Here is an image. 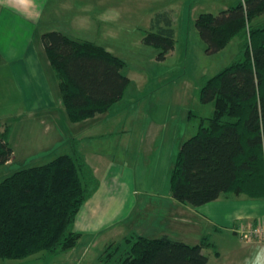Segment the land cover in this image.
<instances>
[{"label": "trees", "instance_id": "trees-1", "mask_svg": "<svg viewBox=\"0 0 264 264\" xmlns=\"http://www.w3.org/2000/svg\"><path fill=\"white\" fill-rule=\"evenodd\" d=\"M264 0H236L218 14L201 13L195 26L217 53L239 39L236 59L200 91L214 111L201 117L197 133L186 139L170 175L172 197L199 207L222 194H245L264 199ZM143 42L161 50L158 59L174 49L175 29L168 11L152 20ZM46 54L59 80L63 105L71 122L78 123L110 110L120 101L131 80L123 74L124 60L105 47L77 40L60 31L42 34ZM11 128L0 124V166L10 161ZM93 171L80 153L58 155L42 165L21 167L0 180V259L22 260L40 253L49 257L73 249L81 234L76 217L98 187ZM105 249L108 262L118 264H207L198 245L131 235ZM105 260V261H106Z\"/></svg>", "mask_w": 264, "mask_h": 264}, {"label": "crops", "instance_id": "crops-1", "mask_svg": "<svg viewBox=\"0 0 264 264\" xmlns=\"http://www.w3.org/2000/svg\"><path fill=\"white\" fill-rule=\"evenodd\" d=\"M202 1L198 0L202 7L210 3L223 9L235 2ZM88 11L86 15L90 22L95 17L106 26V30L110 25L116 26L117 15L120 16L109 12L107 4L101 5L100 12L93 14L92 10ZM11 17L13 24L22 28V34L10 36L6 39V42L10 39L9 42L0 46V106L8 107L7 111H0V124L11 128L9 143L14 155L0 166V180L27 166L35 157L51 154L55 148H52L53 142L61 139L64 127L67 129L66 119L70 121L62 102L59 80L46 54L42 37L40 39L30 32L32 29L25 20L17 21ZM27 18L34 22L37 16L34 14ZM99 33L103 38L105 32ZM109 111L72 123L79 125L94 121L87 126L84 124L83 128L87 129L99 123L100 117ZM15 131L19 132L16 139ZM149 135L154 136L155 132L152 130ZM84 138L95 136L87 132ZM74 140L72 136L71 141ZM128 142L125 139L124 143ZM152 143L150 139L146 149L140 150L136 158L127 154L129 148L124 144L121 146L122 155L101 146L77 150L99 185L76 217L74 230L81 234V238L73 249L66 251L63 264H105L101 259L105 248L131 235L148 238L167 236L188 245H198L207 237L212 244L203 248V253L209 258L207 264H253L256 253H260V257L255 264H264V239L247 241L242 236V230L264 225V199H252L245 194H222L199 207L182 204L172 197L170 186L161 189L160 177L141 171L143 166L151 168L150 160L147 159L146 163L144 159L142 163V158L151 156ZM135 159L137 162L133 167L131 162ZM87 257L89 260L86 262Z\"/></svg>", "mask_w": 264, "mask_h": 264}, {"label": "rangeland", "instance_id": "rangeland-1", "mask_svg": "<svg viewBox=\"0 0 264 264\" xmlns=\"http://www.w3.org/2000/svg\"><path fill=\"white\" fill-rule=\"evenodd\" d=\"M234 1L217 0L219 4ZM197 3L198 0H0V46H5L10 36L21 33V27L12 22L13 16L17 21L25 20L32 29L30 32L40 39L43 33L56 30L73 39L90 40L109 47L111 53L124 60L122 72L131 79L123 98L100 117L99 123L85 129L83 126L94 121L73 125L66 119L68 130L64 127L61 139L53 142L52 148H55L50 150L55 154L52 158L46 153L35 157L28 165H42L58 155L72 154L74 149L81 151L96 146L122 155L123 144L129 148L127 154L136 158L151 139L152 154L142 158V163L144 159L146 163L147 159L150 160L151 168L143 166L141 171L160 177L161 189L168 188L182 143L197 133L200 118L209 117L214 111L213 102L201 101L200 91L205 80L230 65L239 53L238 38L217 53L207 52L195 20L201 13L218 14L223 8L210 3L202 7ZM102 4H107L113 15L120 14L117 15L116 26L110 25L109 30L99 19L94 17L90 22L86 15L88 10L93 14L100 12ZM162 11L169 12L176 32L175 48L166 54L165 60L158 59L160 49L143 42L145 33L151 30L153 18ZM34 14L37 19L33 22L27 17ZM260 22H264V14L253 23ZM101 31L105 32L103 38ZM7 110V106H0L2 113ZM150 130L155 132L154 136L149 135ZM87 132L95 138L85 139ZM18 135L19 132L15 131L14 139ZM72 136L74 141H71ZM125 139L129 141L127 144ZM136 162L135 159L131 165L135 167ZM120 241H114V245ZM67 253L49 257L44 252L22 260L0 259V264H63ZM105 254L104 250L101 259ZM118 257L103 261L106 260L105 264H118ZM88 260L87 257L86 262Z\"/></svg>", "mask_w": 264, "mask_h": 264}, {"label": "built area", "instance_id": "built-area-1", "mask_svg": "<svg viewBox=\"0 0 264 264\" xmlns=\"http://www.w3.org/2000/svg\"><path fill=\"white\" fill-rule=\"evenodd\" d=\"M242 236L247 241L254 239H264V225H257L242 230Z\"/></svg>", "mask_w": 264, "mask_h": 264}, {"label": "clouds", "instance_id": "clouds-1", "mask_svg": "<svg viewBox=\"0 0 264 264\" xmlns=\"http://www.w3.org/2000/svg\"><path fill=\"white\" fill-rule=\"evenodd\" d=\"M259 257H260V253H256L255 259L253 260V264H255V261H256L257 259H259Z\"/></svg>", "mask_w": 264, "mask_h": 264}]
</instances>
